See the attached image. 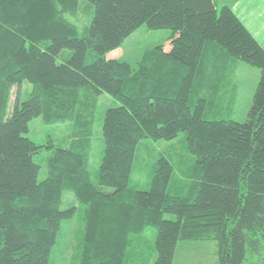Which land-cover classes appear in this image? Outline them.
<instances>
[{
	"label": "trees",
	"instance_id": "trees-1",
	"mask_svg": "<svg viewBox=\"0 0 264 264\" xmlns=\"http://www.w3.org/2000/svg\"><path fill=\"white\" fill-rule=\"evenodd\" d=\"M78 1L0 0V264H49L77 212L75 264H149L150 228L153 264H173L177 243L193 240L215 242L216 264H264V48L216 0H86L81 27L67 17ZM141 25L171 30L169 41L134 65L107 57ZM231 59L260 71L243 122L206 114ZM103 94L119 104L95 119ZM36 117L84 138L50 145L43 179L42 145L25 135ZM95 122L104 147L93 178L84 147ZM179 133L194 157L179 192L163 155L147 189L130 187L139 142Z\"/></svg>",
	"mask_w": 264,
	"mask_h": 264
},
{
	"label": "rangeland",
	"instance_id": "rangeland-1",
	"mask_svg": "<svg viewBox=\"0 0 264 264\" xmlns=\"http://www.w3.org/2000/svg\"><path fill=\"white\" fill-rule=\"evenodd\" d=\"M92 14L93 6L86 0H79L75 16L67 15V17L81 27L83 24H89ZM171 33L172 31L169 29H148L145 25H141L119 47L108 52L107 57L127 61L134 65L146 49L158 47L159 44L164 46L169 41ZM259 76V69L231 59L224 71V79L220 82V90L217 99H215L217 101L208 107L207 117L243 122L251 105L252 95ZM25 87L26 85L22 89L24 90ZM224 88L230 92L225 102L222 100L219 104L218 100ZM12 95L11 98L13 99L14 93ZM22 97L24 98L25 94ZM118 104V101L114 98L105 94L101 95L97 103L98 108L94 111L95 119L107 107H114ZM100 117L102 121V115ZM72 128L70 123L47 124L43 122L41 117H36L29 122L26 137L36 144L42 145L40 152L34 156V161L40 165L39 179H43L46 174V158L52 154L53 150L50 145L68 148L74 141L84 139L81 136L75 139L76 136L72 133ZM182 137L183 133H179L176 138L171 140H144L139 142L133 161L129 186L134 189H147L151 166L155 163L157 157L163 155L171 160L173 165L172 185L177 186L176 192H179L182 185V173L185 169H191L194 165V157L185 150L181 142ZM103 147L102 130L95 122L92 124V133L89 135L84 147V152L88 157L87 167L93 178H95L99 168ZM68 200L74 204L71 197ZM164 217L174 218L171 214H165ZM82 225L80 212H77L72 220L62 224L58 240L52 248L49 264H75L74 260L82 234ZM145 235L148 239L146 245L151 247L149 250L151 255L149 264H153L155 258V230L153 228L147 229ZM216 261V245L211 240L179 241L173 257V264H216Z\"/></svg>",
	"mask_w": 264,
	"mask_h": 264
},
{
	"label": "crops",
	"instance_id": "crops-1",
	"mask_svg": "<svg viewBox=\"0 0 264 264\" xmlns=\"http://www.w3.org/2000/svg\"><path fill=\"white\" fill-rule=\"evenodd\" d=\"M228 5L250 34L264 48V0H216Z\"/></svg>",
	"mask_w": 264,
	"mask_h": 264
}]
</instances>
